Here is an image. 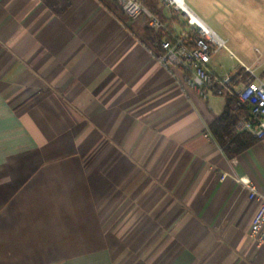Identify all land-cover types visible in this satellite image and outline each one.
<instances>
[{
  "label": "crops",
  "instance_id": "crops-1",
  "mask_svg": "<svg viewBox=\"0 0 264 264\" xmlns=\"http://www.w3.org/2000/svg\"><path fill=\"white\" fill-rule=\"evenodd\" d=\"M184 1L226 43L211 70L264 82V0ZM105 4L0 0V264H264L239 182L264 194V138L230 158L252 136L210 125L237 97L181 87Z\"/></svg>",
  "mask_w": 264,
  "mask_h": 264
},
{
  "label": "built area",
  "instance_id": "built-area-1",
  "mask_svg": "<svg viewBox=\"0 0 264 264\" xmlns=\"http://www.w3.org/2000/svg\"><path fill=\"white\" fill-rule=\"evenodd\" d=\"M159 1L172 10L178 22L170 26L150 13L142 0H116L131 21L147 19L149 29L159 37L154 57L165 70L181 76V87L203 100H209L212 95L236 96V106L246 107L249 113L247 119L239 121L238 131L249 133L254 140L263 139L264 82L249 68L246 71L252 81L241 89L236 87L232 76H217L210 64L216 54L228 50L225 41L200 20L184 0ZM239 182L247 189L249 200L258 203L248 237L261 245L264 243V194L249 180L240 179Z\"/></svg>",
  "mask_w": 264,
  "mask_h": 264
},
{
  "label": "trees",
  "instance_id": "trees-1",
  "mask_svg": "<svg viewBox=\"0 0 264 264\" xmlns=\"http://www.w3.org/2000/svg\"><path fill=\"white\" fill-rule=\"evenodd\" d=\"M101 3L105 4V2L108 0H99ZM144 6L146 7V9H148V11L154 15H157L160 19H162L161 16V11L158 12L155 9H153V6H157L158 1L155 0L151 3L145 2L143 1ZM112 4L114 5L113 10H120V6L118 5V3L116 2V0H112ZM105 5H108V3H106ZM147 30L149 31V29L147 28ZM150 32V31H149ZM149 39L148 42L154 46L155 49H157V46L155 45V42L159 41V37L153 35L152 32L149 33ZM251 81H249L250 83ZM248 83V84H249ZM243 107H237L236 103L234 104V101H228L226 103V107L225 110L223 112V114L220 117L215 118V120L212 122V124L210 125V132L212 134V136L214 137V139H216V141L222 145L224 148H226L227 144H231L234 142V140H236L237 138L243 136L244 134H237L238 132V123L239 121H241L238 118H246L245 115V111H242ZM235 113L236 116L232 113ZM229 127V128H228ZM228 129H231L229 132H227ZM254 139H252L250 141V143L247 144H242L240 146L239 149H237V151L235 153H230L229 157L232 158L233 156L241 153L243 150H245L247 147L251 146L254 143Z\"/></svg>",
  "mask_w": 264,
  "mask_h": 264
},
{
  "label": "rangeland",
  "instance_id": "rangeland-1",
  "mask_svg": "<svg viewBox=\"0 0 264 264\" xmlns=\"http://www.w3.org/2000/svg\"><path fill=\"white\" fill-rule=\"evenodd\" d=\"M176 22H178V20H176Z\"/></svg>",
  "mask_w": 264,
  "mask_h": 264
},
{
  "label": "bare ground",
  "instance_id": "bare-ground-1",
  "mask_svg": "<svg viewBox=\"0 0 264 264\" xmlns=\"http://www.w3.org/2000/svg\"><path fill=\"white\" fill-rule=\"evenodd\" d=\"M177 1H179V0H177Z\"/></svg>",
  "mask_w": 264,
  "mask_h": 264
}]
</instances>
